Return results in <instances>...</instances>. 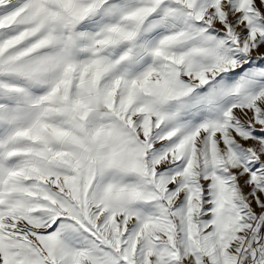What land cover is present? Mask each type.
<instances>
[{
	"label": "snow or ice",
	"instance_id": "snow-or-ice-1",
	"mask_svg": "<svg viewBox=\"0 0 264 264\" xmlns=\"http://www.w3.org/2000/svg\"><path fill=\"white\" fill-rule=\"evenodd\" d=\"M0 264H264V0H0Z\"/></svg>",
	"mask_w": 264,
	"mask_h": 264
}]
</instances>
